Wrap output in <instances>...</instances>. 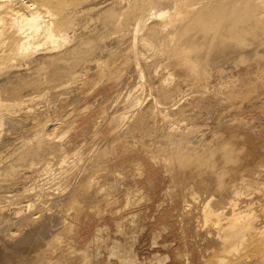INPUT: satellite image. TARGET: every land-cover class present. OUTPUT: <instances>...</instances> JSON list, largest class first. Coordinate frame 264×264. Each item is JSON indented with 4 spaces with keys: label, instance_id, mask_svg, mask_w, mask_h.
<instances>
[{
    "label": "bare ground",
    "instance_id": "6f19581e",
    "mask_svg": "<svg viewBox=\"0 0 264 264\" xmlns=\"http://www.w3.org/2000/svg\"><path fill=\"white\" fill-rule=\"evenodd\" d=\"M174 37L178 39L173 43ZM251 50L257 52L248 54ZM193 51L198 53L192 55ZM238 53L241 55L238 63L243 62L248 54L244 66L246 68L254 65L250 63L252 59L264 61V0H0V136L7 130L18 133L15 131H22L28 126L31 129L36 124L37 127L36 132H33L35 138L25 137L27 139H24L23 144H19L12 151L13 154L11 152L12 158L8 163L0 166L1 182L13 181L20 174L16 175L15 171L19 169L17 167L31 166L28 173L33 174L29 176L27 173L26 180L15 179V183L0 187V193L3 191V194L11 192L14 190L13 186L18 185L13 197L0 196V238L6 239V242L2 239L5 243L0 244V264H96L103 259L105 264L139 263L133 246L144 235L145 227L141 224L139 232L134 229L136 232L127 233L131 237L127 238L126 246L120 245L121 254L111 247L113 245L110 246L108 238H102L99 243L101 248L98 251L91 249V253L83 249L82 258L76 255L78 249L74 247L69 235L64 236L59 232L53 237L56 231H52V227L56 223L63 220L69 225H83L88 213L94 212V209H97L95 212L100 211L95 205L91 209L84 205L92 192L96 195L93 190L100 187V183L98 186L90 185L88 180L92 177L86 179L90 182L89 185H85L86 181L83 184V189L86 190L77 192V195L76 190L70 189L66 193L60 187L62 179L58 183L55 181L56 187L51 190H43V185L39 182L41 176H44L41 177L42 181L45 180V175L54 180L56 177L52 179V174L55 175L57 169H63L70 153H81L79 146V149L75 146V151L71 147H74L72 140L80 130L79 119L86 112L101 116L103 114V120L108 114L104 121L101 120L103 124L100 125V130L107 132L111 142H114V149L112 147L108 153L112 156L111 160L114 159L113 162L119 165L133 161L134 170L129 169L132 170L129 176L146 182L149 186L146 198L148 206L157 208L158 212L162 210L166 220H176L178 224L182 222L181 235H178L181 246L170 249L168 245L171 246L172 243L166 244L168 247L164 243L165 249H168L156 258L158 263L165 264L175 251L178 257L190 264L193 262L194 249H200L201 244H206V249L210 252L212 244L218 243L222 253L229 257H225L222 264L232 261V258L236 262H241L244 257L250 261L251 255L264 254V152L259 150L256 153L254 149H250V143L259 142L264 146L261 137L264 127L260 124L250 125L246 116L236 115L231 119L225 117L221 126L219 125L220 129L217 130L218 127L215 135L211 136L209 129L207 130L209 123L205 118L211 119L216 110L224 106L229 110H247L253 104L250 101L251 91L248 94L247 89L244 90L246 86L241 88L248 85L242 84L247 81L244 78L248 72L247 69L237 67V62L234 63ZM159 63L164 66V71L158 68ZM223 66L234 71L235 75L230 74L220 87L217 86L219 88L214 94L215 99L211 96L212 104L209 107L207 105L208 108L202 103L206 110L201 107L204 109L203 114L201 111V118L198 109L193 111L194 101L197 98L200 102L205 96L201 93L203 96L193 97L189 93L207 91L209 79L213 75L212 69L221 70ZM240 81L242 83L239 86ZM125 89L126 92L122 93ZM212 92L214 93L213 90ZM114 93H118V102L107 111V106L102 103L110 100ZM64 94L66 97L59 98L57 106L78 108L80 112L73 117L67 114V119L60 117L51 124L46 121V124H40L39 120L43 115L35 112V108H39L37 105ZM97 102H101L99 110L95 109L96 106L93 107ZM258 104H253L252 107L256 111L262 109L261 106L258 108ZM46 116L43 118L46 119ZM94 123H89L88 129ZM235 127L245 128V131H236ZM66 128L68 131L62 135L61 129ZM159 129H167V137L162 138L160 135L158 138L157 135L154 140H149V135L152 136V132ZM89 131L86 130V133L90 134ZM68 134L72 135L70 140L66 138ZM129 134L136 138L134 141L130 140V143L127 142ZM238 140L248 142V147L241 153L236 151L238 155L234 154V158L231 146H234V142L239 144ZM149 142L150 145L161 142L163 146L166 143V156L157 158L147 154L144 160H138V151L148 153L146 145ZM5 143L7 145V141ZM243 145L246 146L244 143ZM58 150L57 161L51 155L58 153ZM43 152L46 153L42 155ZM195 152L202 153L203 160L196 157ZM98 153L100 152L93 154V158L92 154L83 157L87 158L89 165L87 167L84 161L85 165L78 166L77 170L84 173L80 171L76 178H81V175L86 177L85 172L92 169L90 166L93 167L94 159L98 158L96 155H100ZM51 160L55 161L52 163ZM102 160L99 157L100 164ZM39 162L43 169L41 173L37 166ZM55 165H59V168H55ZM162 165L166 166V170L161 169ZM102 169L95 173L93 171V183L101 180L99 173L106 172L105 168ZM163 171L165 174H162ZM22 172L21 175H24ZM67 175L64 174V179L69 178ZM113 175L120 182L119 187H122L123 176L119 172ZM115 183L117 185L118 182ZM116 185L114 184L113 189H116ZM102 187L100 193H97L103 192L105 195L107 187ZM124 188L120 189L127 195L129 192ZM120 189L117 191L120 192ZM159 192L162 193L160 197L156 196ZM129 200L135 203L128 195V204ZM46 201L53 204L57 212H49L50 209L44 206ZM63 210H66L64 214L61 213ZM173 212L176 214L173 215ZM97 216H102V212ZM139 218L144 220L143 215ZM123 234L126 235L125 232ZM157 235L150 238L151 245H158L161 234ZM42 236L56 239L57 244L52 246L55 247L53 252L48 250L52 248L49 245V248H42ZM65 237L69 245L62 241ZM37 239L41 243L36 242Z\"/></svg>",
    "mask_w": 264,
    "mask_h": 264
},
{
    "label": "rangeland",
    "instance_id": "374dc122",
    "mask_svg": "<svg viewBox=\"0 0 264 264\" xmlns=\"http://www.w3.org/2000/svg\"><path fill=\"white\" fill-rule=\"evenodd\" d=\"M178 37V36H177ZM177 37H174V39H173V43H174V41H176L178 38ZM181 42V41H180ZM252 51H254V50H251L250 51V53H248V54H252V53H255V52H257V50H255L254 52H252ZM195 53H198V52H196V51H193L192 52V55H195ZM248 54H246V56H245V58H244V60H243V62H240V63H238L239 61H240V59H241V55L238 53L236 56H235V62L234 63H236V66L237 67H239V68H241V69H247V71L246 72H248L247 73V75L245 76V80H247V81H244V83H242V81H240L239 82V86L241 85V83L244 85L245 83L246 84H248V85H244L243 87L241 86V88H243L244 89V87H245V89L244 90H246L247 91V93L249 94L250 93V91H251V93H250V97H252V99L250 100V101H252V103L253 104H257V103H259V104H262V105H257L258 106V108H260V106H261V108L262 109H260L259 111H256L254 108H252L253 107V104L252 105H250V107H251V109H250V107H248L247 108V110H243V109H236V110H238V111H240V112H238V111H236L235 109L234 110H232V109H230L229 110V108L227 107V106H224V108H219L218 110H216V112L218 113H214L211 117V119H210V117H205L206 119H207V121H208V127H207V130L211 133V136H214L215 135V133L217 132V130H219L220 129V126H221V124H222V121L225 119V117L228 119V118H230L231 119V117L232 116H236V115H238V116H240V115H242V116H246V118L248 119V122H249V124L250 125H253V126H257V125H261L262 127H264V91H263V89H264V87L262 88V86H264V81H263V79H264V73H262L263 71H264V69H263V67L264 66H261V65H263L264 64V61H260V60H257V59H252L251 61H250V63L251 64H254V65H250L251 67H249L248 65V67L250 68H246V67H244V66H246L245 64H246V62H247V56H248ZM197 55V54H196ZM151 60V59H150ZM153 60V59H152ZM151 60V62H153ZM249 61V60H248ZM149 62V61H148ZM256 62H257V64H256ZM242 63V64H241ZM260 63H262L261 65H259V67H258V64H260ZM159 66L160 65H162V63H159L158 64ZM157 65V66H158ZM243 65V66H242ZM158 66V68H160V70H162V71H164L163 69H164V66H160L159 67ZM244 67V68H243ZM222 69L220 70V68H215L214 70H215V72H214V70L212 69V73H213V75H212V77L209 79V87H208V89H207V91H204V92H198V93H196V92H193V91H191L189 94H191L190 96H197V95H202V94H204V96H205V98H204V100L203 99H200L199 101L200 102H198V99L197 98H195L194 100V107L193 108H195V109H193V111L195 110V111H197V109H198V113H199V115H200V117L201 118H203L202 117V115H201V111H202V114H203V108H208L211 104H212V97L211 96H213V98L215 99V95L214 94H216V90L218 91V88L225 82L224 80L228 77V76H230V74H233V75H235L234 74V71H232V70H230V69H228L227 67L225 68V66H223V67H221ZM238 68V69H239ZM219 69V70H218ZM240 69V70H241ZM258 69V70H257ZM249 70V71H248ZM255 70L256 71H258V72H255ZM261 70V71H260ZM217 71H218V73H217ZM221 72V75H220V72ZM231 72V73H230ZM227 73V74H226ZM252 73V74H251ZM255 73H256V75H255ZM222 74H224V75H222ZM258 74V75H257ZM259 75H261V77H259ZM263 75V76H262ZM214 76V77H213ZM248 76V77H247ZM256 77V79L254 80V78ZM247 77V78H246ZM251 77H252V79H251ZM260 78V79H259ZM221 79H222V81H221ZM249 80V81H248ZM261 80V81H260ZM211 81V82H210ZM224 81V82H223ZM250 81H252V82H250ZM253 81H256V83H254ZM262 82V83H261ZM221 83V84H220ZM250 83V84H249ZM252 83V84H251ZM263 84V85H261V84ZM259 84V85H258ZM251 85V86H250ZM256 85V86H255ZM217 86H219V87H217ZM249 86V87H248ZM254 86V87H253ZM260 86H261V88H260ZM214 87V88H213ZM251 87V88H250ZM256 87V88H255ZM258 87V88H257ZM249 88L251 89V90H249ZM253 88V89H252ZM254 88H255V91H254ZM135 89V88H134ZM209 89H211V90H209ZM212 90L214 91V93L212 92ZM249 90V91H248ZM260 90H261V92H260ZM70 91V90H69ZM124 92H122V93H125L126 92V89L125 90H123ZM210 91V92H209ZM245 91V92H246ZM254 92V93H253ZM263 92V93H262ZM121 93V92H120ZM119 93V94H120ZM196 95H195V94ZM202 93V94H201ZM246 93V94H247ZM256 93V94H255ZM262 94V96H261V94ZM67 94V93H66ZM71 94V93H70ZM115 94V93H114ZM118 94V93H117ZM117 94H115V95H111V99L110 100H106V102L105 103H102L103 104V106L105 105V107H106V109H107V111L113 106H116V103L118 102V95ZM260 94V95H259ZM207 95V96H206ZM254 95V96H253ZM203 96V95H202ZM258 96H260V97H258ZM61 97H66L65 96V94H64V96L63 95H61L60 97H57V98H50V99H48L47 100V102L45 101V102H42V104L40 103L39 105H37V106H39V108L37 107V108H35L36 109V113L37 114H39L40 116H46V119H44L43 118V116L42 117H40V124L41 123H43V124H46L45 123V121L48 123V124H51L52 122H54V121H56L58 118L60 119V117H63V118H66L65 117V115H67V114H69V116H72L73 117V115H75V114H77L78 112H80L79 110H78V108H68L69 106H66V107H64L63 105V108H59L58 106H59V101H60V99L59 98H61ZM117 97V98H116ZM207 97V98H206ZM210 98V101H209V98ZM248 97H249V95H248ZM250 97H249V99H250ZM255 97V98H254ZM256 98H258V99H256ZM260 98V99H259ZM62 99V98H61ZM114 99V100H113ZM124 98H122V100H123ZM213 99V100H214ZM112 100V101H111ZM205 101V102H204ZM257 101V102H256ZM196 102H198L199 104H204V106H203V104H202V106L201 105H198V103H196ZM208 102V103H207ZM101 103V102H100ZM99 102H97V105H93V107L94 106H96L95 107V109L96 110H99V106H101V104H100ZM46 104H48V106H50V107H47V105ZM99 104V105H98ZM58 105V106H57ZM207 105H208V107H207ZM41 106V107H40ZM60 106H61V104H60ZM43 107V108H42ZM112 107V108H113ZM197 107V108H196ZM199 107V108H198ZM201 107H203L202 109H201ZM46 108H47V110H46ZM50 110H49V109ZM52 108V109H51ZM111 108V109H112ZM206 108H205V110H206ZM226 108V109H225ZM57 109H60L59 111L57 110ZM73 109V110H72ZM75 109V110H74ZM106 109H105V111H106ZM221 109V110H220ZM39 112H38V111ZM49 110V112L47 113L46 111H48ZM53 110V111H52ZM63 110V111H62ZM71 110V111H70ZM223 110H224V112H223ZM225 110H226V112H225ZM43 113H42V112ZM65 111H66V113H65ZM82 111V110H81ZM230 111H231V113H230ZM234 111V112H233ZM34 112V113H35ZM47 113V114H45V113ZM51 112V113H50ZM99 112V111H98ZM101 112V111H100ZM71 113V114H70ZM92 113H94V112H89V113H85V115L83 114L82 116H81V118L79 119V127H80V130L78 131V133H77V135L73 138V140H72V144L74 143V147L72 148L71 147V149H72V151L74 150H77V149H79L80 151H81V153H79V154H77L76 153V155H74L73 153H70L71 154V156H69L67 159H66V162H64V164H63V171H64V174L65 175H67V173H68V179H64V174H63V171L60 169H57V172L55 173V175L54 174H52L53 176H51V178L52 179H54L55 177V179L54 180H51L50 178H49V175H48V177H47V175H45L46 177H45V180H43L44 181V183H46V185L43 183V181H42V178H44V176H41L40 177V179H41V181H39L43 186V190L45 189V190H47V189H54L56 186L54 185V184H56V182L57 181H60V179H62L61 180V182H60V187L61 188H63V190H66L65 192L66 193H68L69 191H70V189H72V190H76L75 192H76V194L75 195H77V192H79V191H85L86 189H83V187H85L83 184H84V182H85V185L87 184V185H89V183H90V185L93 187L94 186V184L96 185V186H98V184H99V186L100 187H97L95 190H93V191H95V194L96 195H94V193L92 192L90 195H88V196H90L89 197V199H87V202L85 201L84 202V205H86L89 209H91V207L93 206L94 207V205L95 206H97V208L102 212V216H97L98 215V213L100 212H95L96 210L94 209H92L94 212H90V213H88L87 214V219L85 218V222L83 223V225H81V224H74V223H72L71 225H69V224H66V222H64L63 220L62 221H60V222H58V224L56 223L53 227H52V231H56L53 235V237H56V233H63L64 234V236H68L69 235V237H71V239L73 240V243H74V247H76V249H78V252H77V256L78 257H82L83 258V254L84 253H82V250L83 249H85V251L86 250H89L90 252L89 253H91L92 251H91V249H95L96 251H98V249H100L101 248V246H100V248H99V243H100V240L103 238H108V240H109V243H110V246L111 245H113V246H111V247H114L113 249L115 250H117V252H119L120 254H121V252H122V250H120L122 247H120V245H122L123 247L124 246H126L125 244V242H127L128 241V237H131V236H128L127 235V233H133V232H139V230H140V224L141 225H143L144 227H145V229H144V235L140 238V240L138 241V242H135L134 243V246H133V249L137 252V254H138V261H139V263L138 262H136L135 264H160V263H158V261H157V259L156 258H158V257H160L161 255H163L164 254V252L168 249V248H166L165 249V247L168 245V244H171V246L170 245H168L169 246V248L170 249H172L173 247L174 248H176L177 246H181V244H182V242H181V239L178 237V235H181V226H182V222L180 221L179 222V224L177 223L178 221H176V220H171V221H169V220H166L165 219V213L164 212H162V210L160 211V212H158V210H157V208H154V207H150V206H148V203H147V192H149L150 191V188H149V186H147L146 185V182L144 183V182H142V181H139V180H134L133 178H131V176H129L131 173H132V170H134L133 168V165H134V162L133 161H131V160H129L130 162H128V164H125V165H119V164H116L115 162H113V160H111V158H112V156L110 155H108V153L112 150V144L114 143L113 142V140H112V142H111V140L109 139V134L106 132H102V129L100 130V128H101V126H102V124H103V122H101V120H103V114H102V116L100 115V114H92ZM103 113H105V112H103ZM198 113H196L197 115H198ZM222 115H221V114ZM233 113V114H232ZM42 114V115H41ZM45 114V115H44ZM49 114V115H48ZM52 114V115H51ZM206 114V113H205ZM35 116H36V114H34ZM33 115V118H35V120L37 119L35 116ZM63 115V116H62ZM99 115V116H98ZM108 115V114H107ZM107 115H106V117H107ZM219 115V116H218ZM263 115V116H262ZM52 116V117H51ZM101 116V117H100ZM204 116V115H203ZM222 116H224V118L222 117ZM100 117V118H99ZM105 117V118H106ZM220 119H219V118ZM256 117V118H255ZM31 118V117H30ZM48 118H50V119H48ZM55 118V119H54ZM69 118V117H68ZM105 118H104V120H105ZM223 118V119H222ZM259 118H260V120H259ZM67 119V118H66ZM205 119V120H206ZM53 120V121H52ZM93 120V121H92ZM94 120H96V122L94 121ZM97 120H99L98 121V123H97ZM103 120V121H104ZM204 120V119H203ZM252 120H254V121H256V122H254V121H252ZM259 120V121H258ZM49 121H51V122H49ZM94 123V125H93V127L91 128V129H88V124L89 123ZM218 122V123H217ZM250 122H252V123H250ZM100 123V124H99ZM211 124V125H210ZM217 124V125H216ZM99 125V126H98ZM101 125V126H100ZM220 125V126H219ZM162 126H164V125H162ZM215 126H217V127H215ZM29 127L30 126H28V128L27 129H23L22 131H15V132H18V133H13L14 131L12 130H7V132H3V134H2V136H0V137H3V138H0V163H2V164H0V166H2L5 162H7V161H9V159L10 158H12V157H10V156H12L11 155V152L12 151H14L15 150V148L16 147H19L21 144H23V141H24V139H27V138H25V137H28L29 139L31 138V139H33V138H35V135H34V133L33 132H36L35 131V129L37 128L36 127V124L35 125H32V127H31V129H29ZM90 127V126H89ZM205 127V128H206ZM219 127V128H218ZM58 128H59V126H58ZM218 128V129H217ZM240 127H235L234 129H236V131H245V128H241V129H239ZM28 129H29V131H28ZM217 129V130H216ZM27 130V131H26ZM60 130V129H59ZM62 130V135L64 134V132L65 131H68V129L66 128L65 130H63V129H61ZM83 130V131H82ZM86 130L87 131H89V130H91V131H89V133L90 134H88V132L86 133ZM100 130V131H99ZM163 131V132H162ZM162 131L159 129V131H155V132H152V136H150L149 135V137H148V139L150 140L151 138L154 140L155 138H156V136L158 137V138H160V135H161V137L163 138V137H167V135H165L166 133H167V129L165 130H163L162 129ZM166 131V132H165ZM205 131V130H204ZM13 134H12V133ZM59 132L60 131H57V133L59 134ZM94 132V133H93ZM157 132V133H156ZM159 132V133H158ZM215 132V133H214ZM103 133V134H102ZM156 135H155V134ZM212 133H214V134H212ZM255 133V132H254ZM100 134H101V137H100ZM132 134V133H131ZM138 134V133H137ZM140 134H142V133H140ZM154 134V135H153ZM163 134V135H162ZM4 135V136H3ZM62 135H60L59 134V136H62ZM108 135V136H107ZM132 135H135V133H133ZM132 135H128L127 137L129 138V140H128V138H127V142L129 141V143H130V140H133L134 138H133V136ZM139 135V134H138ZM24 137V138H23ZM72 137V135L71 134H68V135H66V138L67 139H69L70 140V138ZM99 137V138H98ZM132 137V138H131ZM261 137H262V140H264V132L261 134ZM96 138V139H95ZM157 138V139H158ZM9 139V140H8ZM136 139V138H135ZM134 139V140H135ZM133 140V141H134ZM3 141V144L1 143ZM7 141V145H6V142ZM8 141L10 142V143H8ZM109 141V142H108ZM239 141V140H238ZM132 142V141H131ZM150 143L151 142H149V145H146L147 146V151H148V153L146 152V154L145 153H142V151H138V157H137V159L138 160H144V158H146V156H148L147 154H149V156L150 155H154V156H157V158L158 157H165L166 155V153L167 152H165L166 151V148H164V146H166L165 144H164V146L161 144V142L159 143V142H154L153 143V145L151 144L150 145ZM243 143L246 145V146H244L243 145ZM242 143V141H239V144H236L235 142H234V146L232 145L231 147V155L234 157V154H236V151L239 153H241V152H243L244 151V148L246 149L248 146H247V143L248 142H243ZM20 144V145H19ZM94 144V146H92ZM99 144H100V146H99ZM157 144V145H156ZM244 146L243 147V149H242V145ZM251 144V146H250V149H254L255 151H256V153L257 152H259V150H262L263 152H264V146H261V143H259V142H257V143H250ZM4 145V146H3ZM18 145V146H17ZM97 145V146H96ZM102 145V146H101ZM161 145V146H160ZM254 145V146H253ZM77 147V149H76V147ZM78 146H79V148H78ZM84 146V147H83ZM96 146V147H95ZM99 146V147H98ZM107 146V147H106ZM4 147V148H3ZM82 147V148H81ZM101 147V148H100ZM159 147V148H158ZM261 147V148H260ZM91 148V149H90ZM108 148V149H107ZM129 148V147H128ZM155 148H158V149H161V150H164V151H161V150H158V149H156L155 150ZM162 148H164V149H162ZM241 148V149H240ZM256 148V149H255ZM85 149V150H84ZM113 149H114V147H113ZM46 150V149H45ZM45 150H43V151H45ZM152 150V151H151ZM101 151H103L104 153V156H102L103 154H101ZM155 153H154V152ZM160 151V152H159ZM228 151V150H227ZM46 152H47V150H46ZM46 152H43L42 153V155H44V153H46ZM59 150H58V153H55V154H53V155H51L54 159H58V155L57 154H59ZM97 152H100V153H98V154H100L99 156L98 155H96L98 158H95L94 159V161H95V163H94V165H93V167L92 166H90V168H92V169H94V170H88V171H90V172H88V171H86L85 172V176L86 177H84V175H81V178L79 177V178H76V176H78L79 174H80V171H82V170H77L81 165H85L84 163L86 162V160H87V158L86 159H84L85 157H87V156H89V154H92V158H93V154H95V153H97ZM144 152V151H143ZM152 152V153H151ZM159 152V153H158ZM163 152H165V153H163ZM50 153H52V152H50ZM141 153V154H140ZM161 153V154H160ZM196 153V152H195ZM238 153L236 154V155H238ZM12 154H13V152H12ZM130 154H133V152L131 153L130 152ZM157 154V155H156ZM163 154V155H162ZM50 155V154H49ZM142 155V156H141ZM48 156V155H47ZM73 156V157H72ZM101 156H102V158H103V160H105V162H103V160L101 159ZM195 156L196 157H200V159L201 160H203L202 158H203V155H202V153H196L195 154ZM4 157V158H3ZM80 157V158H79ZM84 157V158H83ZM99 157H100V161L102 160V162H103V164H102V162H101V164H102V166H104V164H106V163H108L106 166H107V168H106V166H104V167H102L101 166V164L99 163L100 161H98L99 160ZM132 158H133V155L131 156ZM135 157V156H134ZM198 157V158H199ZM6 158V159H5ZM8 158V159H7ZM140 158V159H139ZM235 158V157H234ZM72 159V160H71ZM96 159H97V163L101 166V168H100V166L98 165L97 166V163H96ZM136 161H137V159L136 158H134ZM160 159V158H159ZM113 162V163H115L116 164V166H115V164L113 165V163L111 164V161ZM146 160V159H145ZM4 161V162H3ZM52 161V163L55 161V160H51ZM50 161V162H51ZM58 161V160H57ZM85 161V162H84ZM108 161V162H107ZM110 161V162H109ZM226 161V160H225ZM77 162V163H76ZM8 163V162H7ZM40 164H38L37 166H39V169H41L40 170V172L39 173H41V172H43L42 170V165H41V162H39ZM111 165H113V166H110V164ZM95 164H96V166H95ZM132 164V165H131ZM41 165V166H40ZM86 165H87V167H88V165H89V163L87 164V162H86ZM79 166V167H78ZM111 168H113L112 170H110V167ZM115 166V167H114ZM55 168L57 167V168H59V165L57 166V165H55L54 166ZM67 167H68V169H67ZM71 167V168H70ZM96 167V168H95ZM133 167V168H132ZM17 168H19L20 169V171H19V169H16L17 171H15L16 172V175L17 174H19L18 176H15L14 178H13V181L12 180H5V181H3V182H1L0 181V187H3L4 188V186H6L8 183H15V179H17V181H20L21 179L22 180H26V176L29 174L28 173V171H29V169L31 170V166L30 167H25L24 166V168L26 169H24L22 166L21 167H17ZM22 168V169H21ZM29 168V169H28ZM76 168V169H75ZM104 169V171L106 170V172H104L103 174L102 173H99V176H101V180L97 183V182H95V183H93V180H92V178H94L95 179V177H94V174H93V171H94V173H95V171H101V169ZM23 169H24V171H23ZM65 169H66V171H65ZM96 169V170H95ZM102 169V170H103ZM109 169V170H108ZM115 169V170H114ZM129 169H132V170H129ZM161 169H164V170H166V166H163L162 165V168ZM6 170H7V168H6ZM108 170V171H107ZM24 173H23V172ZM25 171H27V172H25ZM73 171V172H72ZM6 172V171H5ZM18 172V173H17ZM21 172L24 174V175H21ZM76 172V173H75ZM83 172V171H82ZM82 172H81V174H82ZM119 172V174L120 175H122L123 176V181L121 182L122 183V187H119V186H121V184H120V182L119 181H117L116 179H115V177H114V175L113 174H117ZM28 173V174H27ZM57 173H59L57 176H56V174ZM61 173V174H60ZM77 173H79V174H77ZM84 173V172H83ZM89 174V176H87L88 174ZM91 173V174H90ZM165 174V172L163 171L162 172V174ZM25 174H26V176H25ZM63 174V175H62ZM102 174V175H101ZM154 174H156V172H154ZM33 174H29V176H32ZM74 175H75V177H74ZM91 175V176H90ZM157 175V174H156ZM21 176H24V177H21ZM95 176H97V174L95 175ZM92 177V178H91ZM88 178L90 179V180H88ZM80 179V180H79ZM88 181H90L89 183L87 182V180ZM126 179V180H125ZM169 179H170V177H169ZM51 180V181H50ZM77 180H78V182H77ZM92 180V181H91ZM125 180V181H124ZM46 181V182H45ZM56 181V182H55ZM71 181V182H70ZM115 181L116 182H118L117 183V185H116V183H115ZM137 183H136V182ZM36 182H37V180H36ZM76 182V183H75ZM105 182V183H104ZM124 182V183H123ZM134 182H135V187H133L134 186ZM48 183V184H47ZM52 183V184H51ZM58 183V182H57ZM71 183V184H70ZM75 183V184H74ZM93 183V184H92ZM51 184V185H50ZM114 184L116 185L115 186V188L116 189H113L114 188ZM120 184V185H119ZM137 184V185H136ZM4 185V186H3ZM68 185V186H67ZM86 185V186H87ZM130 185V186H129ZM16 186H18L17 184H15L13 187H14V190H12L11 192H5V193H3L2 194V192L0 193V196H5V195H7V196H11L12 195V197H13V194H16L17 193V191L15 190L16 189ZM50 186L52 187V188H50ZM55 186V187H54ZM74 186V187H73ZM95 186V187H96ZM103 186V187H102ZM105 186V187H104ZM65 187V188H64ZM79 187V188H78ZM101 187L102 188H106L107 190L105 191L106 193H105V195L103 194V192H102V194H98V193H100V190H102L101 189ZM119 187V188H118ZM123 187H125L124 189H126L125 191L126 192H129V193H127V195H125V193L120 189V188H123ZM126 187H128V188H126ZM130 187H131V189H130ZM142 187H144V188H142ZM69 188V189H68ZM110 188V189H109ZM120 189V192H118L119 190L118 189ZM81 189V190H80ZM98 189H99V191H98ZM129 191H128V190ZM134 189V190H133ZM143 189H146V190H143ZM71 190V191H72ZM105 190V189H104ZM118 190V191H117ZM139 190H140V192H139ZM107 191H109V192H107ZM115 191H117V192H115ZM15 192V193H14ZM87 192H89L90 193V191H88L87 190ZM98 192V193H97ZM131 192V193H130ZM137 192V193H136ZM138 192H139V194H138ZM84 193H86V192H84ZM117 193H119V194H117ZM124 193V194H123ZM80 194V193H79ZM78 194V195H79ZM115 194V195H114ZM94 195V196H93ZM108 195V196H107ZM114 195V196H113ZM130 196L131 197V200L133 201V200H135V203L133 202V203H131V201L129 200V204L127 203V196ZM162 195V193L161 192H159L156 196H158V197H160ZM87 196V197H88ZM105 196V197H104ZM92 197V198H91ZM115 197V198H114ZM134 197H135V199H134ZM137 197V198H136ZM144 199H143V198ZM129 199V198H128ZM138 199H139V201H138ZM81 200V199H80ZM89 200V201H88ZM73 202V201H72ZM75 202V201H74ZM78 204V203H77ZM21 205H23V203L21 204ZM53 205V204H52ZM49 202H47L46 201V203H45V205L44 206H46V207H48V209H50L49 210V212L51 211H54L55 210V208L52 206ZM57 204H55V206H56ZM128 205V206H127ZM134 205H135V207H134ZM101 207V208H100ZM153 208V209H152ZM53 209V210H52ZM56 211V210H55ZM54 211V212H55ZM66 210H63V212H61V213H63L64 214V212H65ZM57 212V211H56ZM105 212V213H104ZM106 212L108 213V214H106ZM145 212H146V214H145ZM90 214V215H89ZM101 214V213H100ZM143 215V218L144 217H146L145 215H147V217L146 218H144V220H145V222H144V220L142 219V218H139V216L140 217H142V215ZM173 215H175L176 213L175 212H173L172 213ZM139 220H138V219ZM136 219V220H135ZM140 222H138V221ZM152 220V221H151ZM135 221H137L136 223H135ZM142 221V222H141ZM65 224H64V223ZM117 222V223H116ZM119 222H121V223H119ZM144 222V223H143ZM175 222V223H174ZM118 223H119V225H118ZM127 223V224H126ZM120 224H122V225H120ZM134 224V225H133ZM137 224V225H136ZM167 224V225H166ZM58 225V226H57ZM126 227H125V226ZM137 226V228H136V226ZM163 225V226H162ZM121 226V227H120ZM168 226V228H165V227H167ZM65 227H67V228H65ZM162 227H164V228H162ZM177 227H180L179 229L177 228ZM69 228L71 229V230H69ZM117 228H118V231H117ZM139 228V229H138ZM198 228V227H197ZM65 229H67L66 231H65ZM73 229V230H72ZM134 229H136V231L134 230ZM163 229V230H162ZM69 230V231H68ZM158 230V231H157ZM197 230V229H196ZM68 231V232H67ZM121 231H124L125 232V234L127 235H124ZM73 232V233H72ZM103 232V233H102ZM169 232H171V233H169ZM177 233V234H176ZM179 233V234H178ZM157 234H161V237H160V235H159V243H158V245L156 244H154V245H151L152 243H151V237L153 238V236H158ZM176 234V235H175ZM125 236V237H124ZM177 236V237H176ZM1 237V236H0ZM48 237H51V235L50 236H48ZM48 238L47 239V237L45 238V236H42V238H41V242H42V248L44 249V246H45V248H46V246L47 245H49V246H54V245H56L57 243L55 242L56 241V239H54V238ZM98 237V238H97ZM99 237H100V239H99ZM3 237L2 238H0V240H1V243L0 244H4L5 242H6V239H3ZM43 239V240H42ZM98 239V240H97ZM49 240V241H48ZM53 240H54V243H53ZM71 240V241H72ZM127 240V241H126ZM43 241H45V243L43 242ZM47 241V242H46ZM53 243H51V242ZM62 241L64 242V244H66L67 243V245H69V241L67 240V237H65L64 239H62ZM36 242H40L39 241V239H37V241ZM40 242V243H41ZM48 242H49V244H48ZM58 242V241H57ZM96 242V243H95ZM117 242V243H116ZM120 242V243H119ZM123 242H124V244H123ZM56 243V244H55ZM164 243H165V245H164ZM173 243H175V244H173ZM50 244H52V245H50ZM97 244V245H96ZM117 244V245H116ZM119 244V245H118ZM164 245V246H163ZM2 246V245H1ZM49 246H47L48 248H49ZM116 246V247H115ZM119 248H118V247ZM163 246V247H162ZM167 246V247H168ZM155 247V249H153V248ZM212 247L213 248H211L210 249V252H208L207 251V246H206V244H205V246L203 245V244H201L200 245V249L199 248H195L194 249V252H193V257H192V259H193V262L192 263H190V264H222L221 262L223 261V259H226L225 257H227V255H225V254H223L222 253V251H221V249H220V245L218 244V243H213L212 244ZM47 248V249H48ZM55 248V247H54ZM53 247L52 248H50V249H48L49 251H51V252H53V249H54ZM90 248V249H89ZM118 248V249H117ZM180 248V247H179ZM254 249V247L252 248V250ZM47 250V251H48ZM119 250V251H118ZM251 250V251H252ZM250 251V252H251ZM105 252H107V250H105ZM86 255H87V253H85ZM220 254H222V255H220ZM86 255H84V257H86ZM250 255H251V253H250ZM126 256V255H125ZM205 258V259H204ZM227 258H229V257H227ZM106 259H108V257L106 258ZM155 259V260H154ZM220 260V261H219ZM90 261V260H89ZM88 261V262H89ZM154 261V262H153ZM261 261V262H260ZM153 262V263H152ZM90 263V262H89ZM188 262H187V260H185V259H182V258H180V257H178V254L175 252V251H173L172 252V254H171V258L165 263V264H187ZM226 263V262H225ZM68 264H74L73 262H70V263H68ZM96 264H105V260L103 259V260H100L98 263H96ZM189 264V263H188ZM226 264H264V254H262V253H255V254H253V255H251L250 256V261L247 259V258H243L242 259V261L241 262H239V261H234L233 260V258H232V261H227V263Z\"/></svg>",
    "mask_w": 264,
    "mask_h": 264
}]
</instances>
